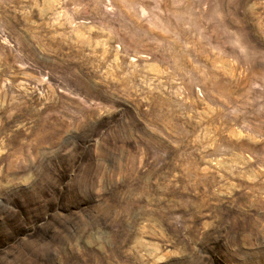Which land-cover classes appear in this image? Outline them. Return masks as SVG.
<instances>
[{
	"label": "rangeland",
	"instance_id": "374dc122",
	"mask_svg": "<svg viewBox=\"0 0 264 264\" xmlns=\"http://www.w3.org/2000/svg\"><path fill=\"white\" fill-rule=\"evenodd\" d=\"M0 264H264V0H0Z\"/></svg>",
	"mask_w": 264,
	"mask_h": 264
}]
</instances>
